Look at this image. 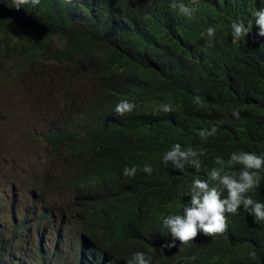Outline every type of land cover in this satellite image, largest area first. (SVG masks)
<instances>
[{"label":"trees","instance_id":"trees-1","mask_svg":"<svg viewBox=\"0 0 264 264\" xmlns=\"http://www.w3.org/2000/svg\"><path fill=\"white\" fill-rule=\"evenodd\" d=\"M0 4L16 7L12 0ZM259 5L260 0H19L37 27L21 31L0 21V59L16 39L23 42L20 65L49 60L95 83L80 102L78 121L43 137L72 162L64 181L57 173L42 179L62 185L72 199L67 213L82 240L74 264L95 263V253L107 264H264ZM224 184L231 199L238 193L232 214L205 203L209 189ZM42 217L51 220L52 213ZM23 227L22 222L9 241L0 228V264ZM38 253L44 254L41 245Z\"/></svg>","mask_w":264,"mask_h":264},{"label":"rangeland","instance_id":"rangeland-1","mask_svg":"<svg viewBox=\"0 0 264 264\" xmlns=\"http://www.w3.org/2000/svg\"><path fill=\"white\" fill-rule=\"evenodd\" d=\"M10 45L0 59V228L4 240L9 241L22 221H27L20 231L24 237H17L14 246L8 247L4 264H41L43 260L47 264H72V250L76 253L80 245L79 231L72 215L59 211L63 203L58 192L46 202L31 198L33 191L35 196L41 194L46 173H57L64 181L63 174L72 162L66 152L53 153L43 143V136L38 140L36 136L60 130L71 121L77 110L66 107L67 98L79 93L87 96L95 83L88 77L76 78L66 67L39 64L41 59L20 65L17 54L23 42L15 39ZM49 185L43 190L53 193ZM43 207L52 208L57 219L50 224L38 222ZM60 215L63 220L58 226ZM39 245L43 255L38 253Z\"/></svg>","mask_w":264,"mask_h":264},{"label":"clouds","instance_id":"clouds-1","mask_svg":"<svg viewBox=\"0 0 264 264\" xmlns=\"http://www.w3.org/2000/svg\"><path fill=\"white\" fill-rule=\"evenodd\" d=\"M8 2V0H6ZM80 2L82 3H85V1L87 0H79ZM18 2L19 0H12V5H15L16 7L14 9H20L17 5H18ZM4 5V4H2ZM6 6V5H5ZM260 8L256 11L258 13H263V10H264V0H260ZM9 9V8H8ZM12 10V9H11ZM23 10V9H21ZM24 11V10H23ZM25 12V11H24ZM26 13V12H25ZM29 17V16H28ZM30 18V17H29ZM33 20V19H32ZM35 21V20H33ZM2 22H5V21H2ZM7 22H12V21H7ZM36 22V21H35ZM13 23V22H12ZM14 25V23H13ZM15 26V25H14ZM36 27H37V22H36ZM20 30V29H18ZM21 31H24V30H21ZM237 40V38L235 37L234 38V42ZM57 45V44H55ZM39 64H46V65H51V66H59V67H67V66H60V65H57V64H52L51 61L48 60V62H46L45 60L41 59L39 60ZM74 75V74H73ZM75 76V75H74ZM76 78L78 76H75ZM91 93V90L89 92V94L87 96H89ZM87 96H85L84 94L82 93H79L78 96L74 97L73 98V104L71 105L73 107L74 110H77V115L71 119V121H78V117H79V113H78V110L82 109V106H81V101L83 100H86ZM70 100H71V97H68L67 98V104H66V107H71L70 106ZM70 124V121L68 120L67 124H65L60 130H57V131H64L67 129L68 125ZM53 132H56V131H52V132H42L41 134L37 135L36 138L37 140L40 139L42 136L44 137V135H46L47 133H53ZM43 143H44V140H43ZM45 144V143H44ZM46 146V145H45ZM49 147V146H48ZM51 151L53 153L56 154V152L51 148ZM52 182H44L43 184H41V187L39 189V191L41 192V194H38V196H35L34 195V191L31 195V198H33V200L35 202L37 201H48L49 198H52L54 196H56V194L54 193L55 191L58 192V196L61 197L62 199V209L59 208V211H63V213H67V206L68 204L72 201L70 195L67 193V191L63 188L62 185L60 184H53V186H50ZM46 184H50L49 186L52 187L53 189V193L49 192V190H43L44 189V186H46ZM34 189V188H33ZM36 193H38V190H35ZM47 196V197H46ZM238 193L237 191H235L234 193V196L233 198L231 199V196H230V193H229V186L227 185H220V186H215V187H211L209 189V191L207 192L206 196L204 197L205 198V203L209 206V207H218V206H224L227 210H229L232 214L233 210L236 209V206H237V203H238ZM52 209V208H51ZM49 209L46 207H43L42 209V213L40 214V216L37 218V221L38 222H44L45 224H50L53 222L54 219H57L55 216H54V210L52 209ZM51 212L52 213V219L51 220H47L45 219L44 217H42V215L45 213V212ZM68 214V213H67ZM63 215V214H62ZM69 215V214H68ZM59 219H60V222L58 224L61 225L62 223V220H63V217H61V215L59 216ZM26 221L27 219L23 220L22 222L24 223V225L26 226ZM54 226H56V224H54ZM20 236H22V238L24 237L23 233H20ZM80 240V239H79ZM82 241V240H80ZM75 252L72 250V254L70 255V258L74 259L75 257ZM94 260H95V263L93 264H107L106 261H105V257L103 256V254L101 253H95L94 254ZM74 264V262L72 263Z\"/></svg>","mask_w":264,"mask_h":264},{"label":"water","instance_id":"water-1","mask_svg":"<svg viewBox=\"0 0 264 264\" xmlns=\"http://www.w3.org/2000/svg\"><path fill=\"white\" fill-rule=\"evenodd\" d=\"M0 21H12L17 29L25 31L36 27V22L29 18L23 10H11L2 4H0Z\"/></svg>","mask_w":264,"mask_h":264},{"label":"bare ground","instance_id":"bare-ground-1","mask_svg":"<svg viewBox=\"0 0 264 264\" xmlns=\"http://www.w3.org/2000/svg\"><path fill=\"white\" fill-rule=\"evenodd\" d=\"M91 1H92V0H91ZM68 2H69V1H68ZM74 2H75V1H74ZM92 3H93V2H92ZM114 3H115V1H114ZM94 4H95V3H94ZM94 4H93V5H94ZM68 5H69V4H68ZM88 5H89V4H88ZM73 6H75V5H73ZM91 6H92V5H91ZM88 7H89V6H88ZM98 7H100V6L98 5ZM98 7H97V9H99ZM111 7H112V6H111ZM114 7H115V6H114ZM73 8H74V7H73ZM90 9H91V8H90ZM115 9H118V8L116 7ZM115 9H114V10H115ZM69 10H70V9H69ZM93 10H94V9H93ZM112 10H113V9L111 8V12H112ZM72 11H73V10H72ZM72 11H71L70 13H72ZM74 11H75V9H74ZM74 11H73V12H74ZM77 11H78V10H77ZM77 11H76V12H77ZM94 11H95V10H94ZM116 11H118V10H116ZM98 12H99V10H98ZM77 13H78V12H77ZM94 13H95V12H94ZM112 13H113V12H112ZM91 14H92V11H91ZM96 14H97V13H96ZM117 14H118V12H117ZM119 14H120V13H119ZM119 14H118V16H120ZM112 15H113V14H112ZM114 15H115V14H114ZM76 16H77V14H76ZM97 16H98V15H97ZM115 17H116V16H115ZM101 18H102V17H101ZM101 18H100V19H101ZM113 18H114V17H113ZM118 18H119V17H118ZM118 18H117V19H118ZM101 20H102V19H101ZM115 20H116V19H115ZM112 21H113V19H112ZM110 22H111V21H110ZM117 24H118V23H117ZM119 24H120V23H119ZM109 25H110V23H109ZM39 29H40V28H39ZM42 29H43V27H42ZM44 29H45V28H44ZM32 30H33V29H32ZM40 30H41V29H40ZM34 31H35V30H34ZM36 31H37V29H36ZM47 31H48V30H47ZM32 32H33V31H32ZM32 32H31V33H32ZM40 32H41V31H40ZM48 33H49V32H48ZM32 34H33V33H32ZM30 35H31V34H30ZM52 35H53V34H52ZM35 36H36V35H35ZM78 38H79V37H78ZM74 39H75V38H74ZM74 39H72V40H74ZM82 39H83V38H82ZM116 39H117V38H116ZM79 40H80V39H79ZM47 41H48V40H47ZM69 41H70V40H69ZM76 41H77V40H76ZM49 42H50V41H49ZM57 42H58V41H57ZM74 42H75V41H74ZM74 42H73V44H74ZM77 42H79V41H77ZM77 42H76V43H77ZM64 43H65V42H64ZM70 43H71V42H70ZM70 43H69V44H70ZM51 44H52V40H51ZM71 44H72V43H71ZM73 44H72V46L75 45V44H74V45H73ZM82 44H83V43H82ZM47 45H48V44H47ZM90 45H91V44H90ZM95 45H96V44H95ZM50 46H51V45H50ZM53 46H54V45H53ZM68 46H70V45H68ZM78 46H79V45H78ZM80 46H81V45H80ZM80 46H79V47H80ZM96 46H97V45H96ZM74 47H75V46H74ZM90 47H91V46H90ZM94 47H95V46H94ZM46 48H47V47H46ZM58 48H59V47H58ZM61 48H62V47H61ZM65 48H66V47H65ZM67 48H68V47H67ZM70 48H71V47H70ZM81 48H83V47H81ZM91 48H93V46H92ZM59 49H60V48H59ZM89 49H90V48H89ZM38 50H39V49H38ZM54 50H55V49H54ZM56 50H57V49H56ZM70 50H71V49H70ZM70 50H69V51H70ZM91 50H92V49H91ZM91 50H88V52H91ZM36 51H37V50H36ZM46 51H47V50H46ZM97 52H98V51H97ZM51 53H52V52H51ZM56 53H57V52H56ZM92 53H93V52H91V54H89V53H88V54L92 56ZM39 55H40V54H39ZM39 55H38V56H39ZM87 56H88V55H87ZM87 56H86V58H87ZM91 56H88V57H91ZM94 57H95V56H94ZM44 58H45V57H44ZM83 58H84V57H83ZM70 59H71V58H70ZM73 59H74V58H73ZM81 59H82V58H81ZM81 59H80V60H81ZM88 59H89V58H88ZM89 60H90V59H89ZM65 61H66V59H65ZM82 61H83V59H82ZM107 61H108V60H107ZM107 61H105V62H107ZM146 61H147V60H146ZM59 62H60V61H59ZM68 62H69V61H68ZM80 62H81V61H80ZM80 62H78V64H79ZM85 62H86V61H85ZM65 63H66V62H65ZM76 63H77V62H76ZM145 63H146V62H145ZM4 64H5V63H4ZM34 64H35V63H34ZM93 64H94V63H93ZM93 69H94V68H93ZM120 69H121V68H120ZM95 71H96V70H95ZM13 77H14V76H13ZM143 78H144V77H143ZM145 79H146V78H145ZM8 81H9V80H8ZM8 81H7V82H8ZM15 82H16V81H15ZM9 83H10V82H9ZM9 83H8V84H9ZM5 86H6V85H5ZM7 86H8V85H7ZM1 87H2V86H1ZM2 90H3V89H2ZM5 93H6V92H5ZM5 93H4V94H5ZM138 117H139V116H138ZM139 118H140V117H139ZM142 118H143V115H142ZM144 118H145V117H144ZM38 127H39V126H38ZM38 127H37V130L39 129ZM31 130H32V129H31ZM39 131H40V130H39ZM31 133H32V132H31ZM26 136H27V135H26ZM49 142H50V141H49ZM49 144H51V143H49ZM52 144H53V143H52ZM9 145H10V144L8 143V144H7V147H10ZM47 145H48V144H47ZM51 146H52V145H51ZM4 148H5V147H4ZM4 148H3V149H4ZM5 150L7 151V150H9V149H5ZM32 150H33V149H32ZM3 152H4V151H3ZM4 153H6V152H4ZM41 153H42V152H41ZM78 153H79V152H78ZM1 154H2V153H1ZM80 154H81V153H80ZM1 157H3V156H1ZM44 158H45V157H44ZM77 158H78V157H77ZM253 158H254V157H253ZM4 159H7L6 156H5ZM0 160H1V159H0ZM9 160H10V159H9ZM73 161H74V160H73ZM76 161H77V160H76ZM2 163H3V162H2ZM74 163H75V162H74ZM36 165H37V164H36ZM65 165H66V164H65ZM37 167H38V166H37ZM49 168H50V167H49ZM62 168H63V167H62ZM73 169H74V168H73ZM41 171H42V170H41ZM72 171H75V170H72ZM39 172H40V171H39ZM43 174H44V173H43ZM38 175H39V174H38ZM28 176H29V175H28ZM36 177H37V176H36ZM31 178H33V177H31ZM26 180H27V179H26ZM39 180H40V179H39ZM46 180H47V179H46ZM24 181H25V180H24ZM29 181H31V180H29ZM33 181H34V180H33ZM25 182H26V181H25ZM25 182H24V183H25ZM31 183H32V182H31ZM40 183H41V182H40ZM45 183H46V181H45ZM31 187H32V186H31ZM57 198H58V197H57ZM59 199H60V198H59ZM57 201H58V199H57ZM59 203H60V202H59ZM136 203H137V202H136ZM199 210H200V209H199ZM201 210H203V209H201ZM199 212H201V211H199ZM190 216H191V215H190ZM192 216H193V215H192ZM183 217L185 218V216H183ZM187 217H189V215H188ZM193 217H194V216H193ZM193 217H192V218H193ZM194 218H195V217H194ZM186 219H187V218H186ZM186 219H185V220H186ZM85 228H86V227H85ZM178 228H179V227H178ZM182 228H183V227H182ZM77 231H78V230H77ZM81 231H82V229H81ZM175 231H176V230H175ZM180 231H181V229H180ZM16 232H17V231H16ZM78 234H80V233H78ZM83 235H84V234H83ZM164 238H165V237H164ZM164 238H163V239H164ZM212 239H213V238H212ZM161 240H162V239H161ZM167 240H168V239H167ZM167 240H166V241H167ZM169 240H170V238H169ZM169 240H168V241H169ZM175 240H176V238H175ZM181 240L183 241L184 239H181ZM204 240H205V239H204ZM4 241H5V240H4ZM123 241H124V240H123ZM162 242H163V241H162ZM203 242H204V241H202V243H203ZM84 243H85V242H84ZM164 243H166V242H164ZM167 243H169V242H167ZM167 243H166V244H167ZM174 243H177V242H174ZM179 243H180V242H179ZM86 244H87V243H86ZM86 244H85V245H86ZM124 244H125V243H124ZM166 244H165V245H166ZM171 244H172V243H171ZM203 244H204V243H203ZM207 244H208V242H207ZM212 244H213V242H212ZM112 245H113V244H112ZM168 245H169V244H168ZM205 245H206V244H205ZM192 247H193V246H192ZM207 247H208V245H207ZM118 248H119V247H118ZM161 248H162V247H161ZM116 249H117V248H116ZM189 249H191V247H189ZM84 250H85V249H84ZM157 250H158V249H157ZM159 250H160V249H159ZM191 250H192V249H191ZM87 251H88V250H87ZM89 251H90V250H89ZM89 251H88V252H89ZM151 251H152V250H151ZM159 252H160V251H159ZM156 253H158V251H157ZM82 254H83V253H82ZM89 254H90V253H89ZM3 255H4V254H3ZM18 255H19V254H18ZM213 255H214V254H213ZM86 256H87V255H86ZM86 256H85V257H86ZM88 256H89V255H88ZM133 256H134V255H133ZM140 256L143 257L142 255H140ZM140 256H139V257H140ZM2 257H3V256H2ZM5 257H6V256H5ZM141 257H140V258H141ZM83 258H84V255H83ZM213 258H214V257H213ZM86 259H87V258H86ZM86 259H85V260H86ZM207 259H208V258H207ZM202 260H203V259H202ZM202 260H200V261H202ZM209 260H210V258H209ZM76 261H77V260H76ZM82 261H83V260H82ZM86 261H87V260H86ZM119 261H120V260H119ZM119 261H118V262H119ZM193 262H195V261H193ZM202 262H203V261H202ZM84 263H85V261H84ZM86 263H87V262H86ZM114 263H115V262H114ZM136 263H137V262H136ZM197 263H198V262H197ZM189 264H190V262H189Z\"/></svg>","mask_w":264,"mask_h":264}]
</instances>
